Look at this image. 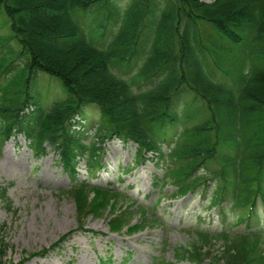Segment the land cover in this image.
Masks as SVG:
<instances>
[{
	"label": "trees",
	"instance_id": "trees-1",
	"mask_svg": "<svg viewBox=\"0 0 264 264\" xmlns=\"http://www.w3.org/2000/svg\"><path fill=\"white\" fill-rule=\"evenodd\" d=\"M0 15L23 59L21 66L9 61L0 39L1 138L22 137L36 159L48 148L58 156L74 181L67 195L80 227L103 206L114 215V233L138 213L140 231L165 225L149 206L114 207L130 200L119 189L103 186L99 201L89 200L97 188L91 180L106 170V146L119 140L135 147L120 177L148 162L161 166L158 204L198 192L206 210L236 216L228 230L196 229L198 244L178 264L217 253L222 264H264V233L255 226L258 208L264 212V0H0ZM41 75L62 92L47 108ZM240 224L246 230L233 232ZM5 247L0 235L1 260Z\"/></svg>",
	"mask_w": 264,
	"mask_h": 264
},
{
	"label": "rangeland",
	"instance_id": "rangeland-1",
	"mask_svg": "<svg viewBox=\"0 0 264 264\" xmlns=\"http://www.w3.org/2000/svg\"><path fill=\"white\" fill-rule=\"evenodd\" d=\"M126 1L116 0L122 6ZM211 33L208 29V34ZM11 35L7 18L0 15V39L6 38V57L15 66H21L23 59H18V53L12 50L18 51L21 47L15 38L10 39ZM120 74L129 78L132 71L121 70ZM40 78L38 89L43 95L40 102L47 108L62 98V92L53 79L51 81L43 75ZM185 100L183 97L179 99L178 109L183 107ZM86 113L88 119L94 117L92 112ZM107 145L104 156L106 170L91 180L97 188L90 189L89 200L98 202V191L103 186L110 191L119 189L130 200L123 203L119 200L114 207L122 205L136 210V204L149 206L165 225L140 231L138 213L130 228L114 233L108 225L114 215L109 214L110 207L103 206L101 213L98 210L97 216H90L80 227L75 202L67 195L74 181L58 164V156L48 148V156L36 159L22 137L2 139L0 130V235L7 245L3 249L4 257L0 259L2 264H16L22 260H28L25 264H178V256L198 244L194 234L196 229L223 231L236 224L237 219L232 212L228 211L221 218L215 210H206L207 200L198 192L177 200H162L158 204L159 192L153 183L155 177L162 173L161 166L148 162L132 174L125 173L120 177L121 169L132 161L135 147L118 140ZM77 172L81 182L86 175L84 162ZM257 215L255 225L264 233L261 206ZM244 230L246 224H240L233 232ZM66 234H71V237L61 248L50 250L46 258L36 256ZM260 247L264 248V239ZM218 249L219 246L215 250ZM198 264L222 263L217 253V256Z\"/></svg>",
	"mask_w": 264,
	"mask_h": 264
}]
</instances>
